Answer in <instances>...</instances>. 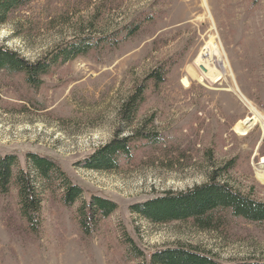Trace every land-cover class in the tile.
I'll list each match as a JSON object with an SVG mask.
<instances>
[{
    "label": "rangeland",
    "instance_id": "obj_1",
    "mask_svg": "<svg viewBox=\"0 0 264 264\" xmlns=\"http://www.w3.org/2000/svg\"><path fill=\"white\" fill-rule=\"evenodd\" d=\"M114 34L123 39L53 67L39 89L21 75L0 74V155L15 154L23 170L28 153L47 156L83 188L84 199L98 195L117 204L86 234L80 202L68 207L60 187L46 186L30 225L14 173L10 191L0 192V264H140L128 257L129 241L146 255L180 243L219 264L264 262V224L228 218L218 230L202 231L190 222L150 224L130 210L165 191L204 183L231 160L221 178L264 201L256 176L264 132L259 124L245 135L234 129L248 116L264 121V0H32L0 25V46L36 61L82 37L96 43ZM211 38L224 73L200 81L196 58ZM162 67L164 81L148 84L135 123L122 136L142 125L164 143L141 142L116 171L79 166L113 138L120 103Z\"/></svg>",
    "mask_w": 264,
    "mask_h": 264
},
{
    "label": "trees",
    "instance_id": "obj_2",
    "mask_svg": "<svg viewBox=\"0 0 264 264\" xmlns=\"http://www.w3.org/2000/svg\"><path fill=\"white\" fill-rule=\"evenodd\" d=\"M32 0H0V25L4 24L10 14L23 8ZM130 30V34H131ZM120 35L114 34L100 38L91 43L86 37L69 42L65 46H57L43 58L30 61L23 55L0 46V74L6 77L21 75L29 88L39 89L43 77L47 76L53 67L69 62L76 57L86 55L91 48L117 43ZM166 69L158 68L151 72L146 83L136 86L126 100L118 108L121 123L113 138L98 147L79 166L94 171H116L123 162H130L133 152L139 144L164 143L163 136L146 130L142 125L128 134L135 122L137 113L145 100L148 84L153 87L164 81ZM152 122V119H150ZM233 161L214 170L204 183L194 185L184 191H165L163 194L144 202L131 205L132 213L140 216L150 224H166L171 222H190L202 231H214L221 228L228 218H241L247 222L264 224V201L256 199L250 191H241L222 174L232 167ZM27 170L19 168V159L15 154L0 155V192L10 191L14 173L17 185L18 200L22 214L30 225L35 223L41 209L43 189L46 186L60 187L61 201L71 207L80 202L78 208L79 224L86 234L96 230L100 221L107 218L117 209V204L107 198L91 195L84 199L83 188L70 181L55 161L47 156L36 153L26 155ZM57 184V185H56ZM32 222V223H31ZM128 257L140 260V264H219L213 257L201 252L192 245L178 244L154 250L146 255L136 244L129 241ZM237 264H264L263 261H243Z\"/></svg>",
    "mask_w": 264,
    "mask_h": 264
},
{
    "label": "bare ground",
    "instance_id": "obj_3",
    "mask_svg": "<svg viewBox=\"0 0 264 264\" xmlns=\"http://www.w3.org/2000/svg\"><path fill=\"white\" fill-rule=\"evenodd\" d=\"M222 58L220 47L214 45L211 38L206 42L196 58L197 66L202 65L206 69V72L202 71V76H199V80L204 81L205 78L212 82L218 80L223 75L225 68ZM188 75L190 77L195 76L192 72H189ZM182 83L188 86V80L185 77L182 78ZM257 124L260 125L262 132H264V121L257 118V116H248L239 120L235 124L234 129L240 135H245L252 126ZM256 176L260 181L264 182V156H262V160L257 167Z\"/></svg>",
    "mask_w": 264,
    "mask_h": 264
},
{
    "label": "water",
    "instance_id": "obj_4",
    "mask_svg": "<svg viewBox=\"0 0 264 264\" xmlns=\"http://www.w3.org/2000/svg\"><path fill=\"white\" fill-rule=\"evenodd\" d=\"M199 68L203 71V72H206V69L204 66L200 65Z\"/></svg>",
    "mask_w": 264,
    "mask_h": 264
}]
</instances>
